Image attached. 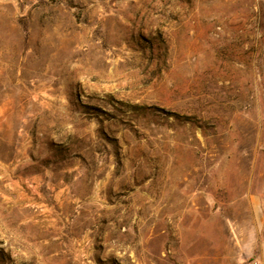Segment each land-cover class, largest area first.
<instances>
[{"label":"rangeland","instance_id":"374dc122","mask_svg":"<svg viewBox=\"0 0 264 264\" xmlns=\"http://www.w3.org/2000/svg\"><path fill=\"white\" fill-rule=\"evenodd\" d=\"M0 264H264V0H0Z\"/></svg>","mask_w":264,"mask_h":264}]
</instances>
